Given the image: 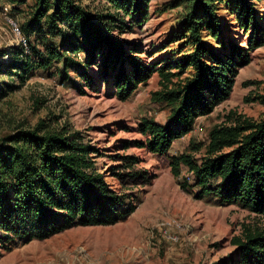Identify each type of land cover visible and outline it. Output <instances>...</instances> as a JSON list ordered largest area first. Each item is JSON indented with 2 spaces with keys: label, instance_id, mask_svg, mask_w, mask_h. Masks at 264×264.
I'll return each mask as SVG.
<instances>
[{
  "label": "trees",
  "instance_id": "obj_1",
  "mask_svg": "<svg viewBox=\"0 0 264 264\" xmlns=\"http://www.w3.org/2000/svg\"><path fill=\"white\" fill-rule=\"evenodd\" d=\"M103 1L105 8L94 12L84 0H36L20 25L27 48L16 46L7 63L0 61V70L24 84L35 70L71 63L82 69L79 75L92 87L95 79L88 67L101 60L102 77L122 100L157 71L161 89L152 99L169 109L167 122L144 118L140 129L147 138L136 142L156 154L168 155L173 142L192 131L198 117L228 99L239 70L251 62L255 49L264 46V22L253 0H173L171 5L184 12L181 31L175 35L182 40L180 54L146 63L140 46L117 33L142 24L152 0ZM223 9L247 32L245 41L225 37ZM81 51L83 60L77 58ZM185 73L189 74L182 77ZM58 74L63 83L80 86L62 69ZM16 88L0 83V99ZM67 129H54L48 119H41L33 128L18 129L0 141L3 250L47 239L74 225L116 224L135 211L136 204L115 191L99 171L94 159L98 149L84 143L79 131ZM202 146L205 152L199 158L188 152L168 155L176 177L182 166L187 168L181 187L197 199L239 205L264 216V117L232 112L210 130L207 144H194L192 149ZM126 158L128 167L138 162L133 156ZM122 175L148 180L141 169ZM231 244L234 251L213 264H264V225L244 224Z\"/></svg>",
  "mask_w": 264,
  "mask_h": 264
},
{
  "label": "rangeland",
  "instance_id": "obj_2",
  "mask_svg": "<svg viewBox=\"0 0 264 264\" xmlns=\"http://www.w3.org/2000/svg\"><path fill=\"white\" fill-rule=\"evenodd\" d=\"M22 1L0 0V61L4 64L16 46L25 48L26 38L13 29L10 21L20 27L36 0ZM172 1L152 0L148 18L142 24L116 32L140 46V56L146 63L180 54L182 40L175 35L181 31L184 12L182 7L171 5ZM84 2L94 12L105 8L103 0ZM253 2L258 18L264 22V0ZM221 18L225 37L245 41L247 32L233 14L223 9ZM206 39L218 46L213 37ZM77 58L83 60L84 53L81 51ZM100 64L101 60L88 67L95 79L92 87L86 86L79 75L82 69L71 63L67 67L59 63L47 71L35 70L24 84L15 75L0 70V83L17 86L0 99V141L18 129L33 128L41 119H48L54 129L79 131L84 143L98 149L94 159L99 171L105 173L115 191L125 193L136 204V209L116 224L74 225L47 239L21 243L10 251L0 246V264H213L231 254L232 237L244 224L263 226L264 216L239 205H218L210 199L195 198L180 184L189 175L187 168L182 166L181 175L176 177L168 155L188 152L202 157L205 147L195 151L192 146L207 144L210 130L225 122L232 112L252 119L264 117V46L255 49L251 62L239 70L229 98L210 114L198 117L193 130L173 142L168 155L136 144L145 143L147 138L140 129L144 118L167 122L169 109L152 99L153 92L161 89L159 73L155 71L122 100L102 77ZM60 69L80 86L72 81L63 83ZM125 142L129 147L124 146ZM126 156L138 162L128 167ZM135 169L145 170L148 180L122 175Z\"/></svg>",
  "mask_w": 264,
  "mask_h": 264
},
{
  "label": "built area",
  "instance_id": "obj_3",
  "mask_svg": "<svg viewBox=\"0 0 264 264\" xmlns=\"http://www.w3.org/2000/svg\"><path fill=\"white\" fill-rule=\"evenodd\" d=\"M10 23H11L13 29H14L17 33H20V31H21L20 27H18V26L16 25V23L13 22V21H10ZM24 45H25V47L27 48V44H26V42L24 43ZM171 238H173V237H171Z\"/></svg>",
  "mask_w": 264,
  "mask_h": 264
}]
</instances>
